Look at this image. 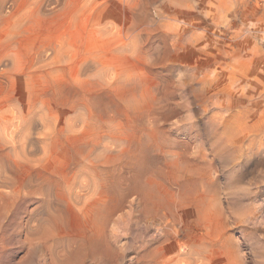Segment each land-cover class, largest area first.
<instances>
[{"label":"rangeland","instance_id":"obj_1","mask_svg":"<svg viewBox=\"0 0 264 264\" xmlns=\"http://www.w3.org/2000/svg\"><path fill=\"white\" fill-rule=\"evenodd\" d=\"M112 170L153 197L75 264H264V0H0V264H63Z\"/></svg>","mask_w":264,"mask_h":264},{"label":"bare ground","instance_id":"obj_2","mask_svg":"<svg viewBox=\"0 0 264 264\" xmlns=\"http://www.w3.org/2000/svg\"><path fill=\"white\" fill-rule=\"evenodd\" d=\"M243 45L244 44H241V46ZM142 175H143L142 172H135L131 175H126L124 173L116 172L115 170H112L111 173H109L110 176L109 187L116 194L114 195V200H113L115 201V203H108L104 205L99 211L95 212V214L84 225L82 234L79 235V237L77 238H69L67 240L65 239L63 240L61 237L59 238L54 237L55 228H57V226H59L62 222V216L60 211L54 215H51L48 218L47 227L45 229L48 230L49 236L53 239V245L51 247L52 248L55 247L56 249L57 247L58 248L60 247L63 249L64 252H66L65 254L63 253L64 257L62 256L64 258L62 259L64 261L63 264H75L74 263L75 260H80V261L84 260V257L85 255L88 254V251H92L95 254L96 262L98 259H100L99 262H103V260H101L104 254L103 251L105 248L107 249L110 246L104 230L109 215L114 211L115 208L122 205L126 197H128L132 193L147 198L153 197L151 196L152 191L150 189V186L143 181ZM129 184H131V186H129ZM21 185L26 186L27 181L26 180L21 181ZM42 190H43L42 192H45L44 189ZM32 196L33 195L31 191L29 190L22 191L21 187L19 188V186L17 185H13V188L9 189V191L4 195L0 193V197L2 198L17 199L18 197V199L21 201L20 203L13 206V203L10 202L9 204H7V206L6 205L5 206L6 208L8 207L7 209L9 210L10 209L14 210V212H17V210H21L22 212L27 213V215H29L27 211L28 202L31 201V198H33ZM1 213L2 212H0V221L4 219L3 214L1 215ZM3 225L1 222V226ZM91 229L92 230L94 229L95 231L93 230L92 232H90ZM29 232H30V228L27 219L25 220V222H21V223L16 222V234L17 235H21V233L23 234V239L21 241L18 239V241H20L19 242L20 247L25 249L26 253L29 252V250L33 245L32 244L33 242L28 238ZM51 247L49 248L52 250Z\"/></svg>","mask_w":264,"mask_h":264}]
</instances>
